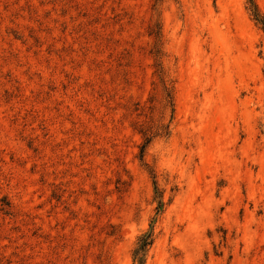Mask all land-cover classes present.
Listing matches in <instances>:
<instances>
[{
    "label": "rangeland",
    "instance_id": "obj_1",
    "mask_svg": "<svg viewBox=\"0 0 264 264\" xmlns=\"http://www.w3.org/2000/svg\"><path fill=\"white\" fill-rule=\"evenodd\" d=\"M154 2L0 0V264H135L149 228L144 264H264V32Z\"/></svg>",
    "mask_w": 264,
    "mask_h": 264
},
{
    "label": "trees",
    "instance_id": "obj_2",
    "mask_svg": "<svg viewBox=\"0 0 264 264\" xmlns=\"http://www.w3.org/2000/svg\"><path fill=\"white\" fill-rule=\"evenodd\" d=\"M156 0L154 2V5L156 4ZM247 8L250 12V15L254 22L260 26V28L264 32V16L262 13L259 11L256 3L254 0H247ZM159 36L158 33H154V42L155 45H157V42L159 41ZM150 53L153 56H157L159 54L158 50H151ZM155 66V75L157 76L158 82L161 85L162 91H163V98L165 101V106L169 108L170 112V120L173 118V111H174V87L172 82L167 78L165 72L163 71L161 62L158 61L157 63L154 64ZM169 122L168 123H158L155 126L152 125H145L142 126L138 129V133L141 134L142 137V142L139 146V159L143 158L144 151L146 147L150 144V142L158 137H166L169 135L170 127H169ZM153 180V194H154V200L156 202V207L155 211L156 214H158L163 206V198H162V191L159 189L155 176H152ZM153 242V235H152V228H149L147 231H144L141 233L135 242L134 248L132 250V261L135 264H144V258L145 255L150 248L151 244Z\"/></svg>",
    "mask_w": 264,
    "mask_h": 264
}]
</instances>
